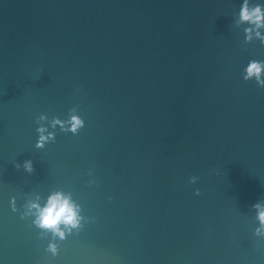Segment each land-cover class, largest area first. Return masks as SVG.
<instances>
[{
	"label": "water",
	"instance_id": "obj_1",
	"mask_svg": "<svg viewBox=\"0 0 264 264\" xmlns=\"http://www.w3.org/2000/svg\"><path fill=\"white\" fill-rule=\"evenodd\" d=\"M244 2L0 0V264H264V88L243 79L264 27ZM57 193L63 239L39 225Z\"/></svg>",
	"mask_w": 264,
	"mask_h": 264
},
{
	"label": "clouds",
	"instance_id": "obj_2",
	"mask_svg": "<svg viewBox=\"0 0 264 264\" xmlns=\"http://www.w3.org/2000/svg\"><path fill=\"white\" fill-rule=\"evenodd\" d=\"M240 18L242 21L250 22L256 25L257 28L264 27V11H262V7L257 5L253 9H249L247 0H245L244 4L240 10ZM247 33L251 32V29H246ZM259 37V32L256 33ZM246 39H251V36H246ZM262 43H264V38H262ZM246 75L243 76L244 81H248L255 77L256 84L260 88H264V79L261 78V73L264 72V61L251 60L249 61L247 67L244 69ZM43 119V117H41ZM71 127L68 129L63 128V122L59 120L53 121V127L56 124H61V129L66 131H71L76 133L79 129L84 127V121L78 116L71 117ZM38 132L41 133L36 147H43L44 143L53 138V134L49 133L48 136H44L43 133L45 131L44 128L37 129ZM25 168L31 172L33 170L31 161L25 162ZM195 179V178H193ZM196 195H200L199 191L196 192ZM259 208V205H256ZM259 220L261 225L264 226V211H261L259 214ZM63 223L65 225H71L72 227H76L78 224L76 211L72 204H70L69 200L66 198H61L60 194H55L49 198L48 204L42 210H40L39 217V225L40 227L50 229L54 233L58 234L62 239L64 238V232L60 231L59 225ZM259 235V230L257 231ZM49 251H52L54 254L56 252V245L50 244Z\"/></svg>",
	"mask_w": 264,
	"mask_h": 264
}]
</instances>
